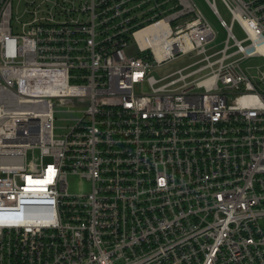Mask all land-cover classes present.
<instances>
[{"label": "built area", "instance_id": "1", "mask_svg": "<svg viewBox=\"0 0 264 264\" xmlns=\"http://www.w3.org/2000/svg\"><path fill=\"white\" fill-rule=\"evenodd\" d=\"M206 1L218 50L195 0H0V264H264V0Z\"/></svg>", "mask_w": 264, "mask_h": 264}, {"label": "rangeland", "instance_id": "2", "mask_svg": "<svg viewBox=\"0 0 264 264\" xmlns=\"http://www.w3.org/2000/svg\"><path fill=\"white\" fill-rule=\"evenodd\" d=\"M201 11L204 13L208 21L212 24L215 32L217 33L216 39L211 42L209 45L210 48H213L215 50H218L223 47L226 39H227V31L222 26L220 19L218 16L213 12L212 8L208 4L206 0H195ZM217 8L219 12L221 13L222 17L228 22H231V14L228 11V9L225 7L223 2L221 0L216 1ZM24 5L23 3L19 2V0H14V6H13V13H14V19H13V25L14 27H19L20 23L18 22L16 16L20 15L21 20L25 19V14L23 12ZM233 32L234 34L239 38L243 39L246 37V34L241 27L239 23H234L233 25ZM132 45L134 47L136 46V43L134 39L132 38ZM197 58L195 56L190 55H181L174 59L171 62H167L163 64L162 66L155 68L151 71L152 74H154L156 77H163L171 72H174L175 70L188 65L192 62H194ZM242 65L244 68H256L257 66H260L263 64V59L258 57H251L242 60ZM145 91H148V87H145ZM82 108L78 105L73 106L72 104H59L55 107V120H54V126H55V133L56 134H63L66 131L69 130V127L73 125L77 118H80L82 116ZM69 190L70 192L74 194L78 193H87L91 190V183L82 178L81 176H70L69 177Z\"/></svg>", "mask_w": 264, "mask_h": 264}, {"label": "bare ground", "instance_id": "3", "mask_svg": "<svg viewBox=\"0 0 264 264\" xmlns=\"http://www.w3.org/2000/svg\"><path fill=\"white\" fill-rule=\"evenodd\" d=\"M156 32V29L153 28L152 26H149L145 29H142L138 32H136V36L139 40V42L142 44V45H145V40L146 38L150 35V34H153ZM154 46L157 47L158 45H160L161 43L160 42H153Z\"/></svg>", "mask_w": 264, "mask_h": 264}]
</instances>
